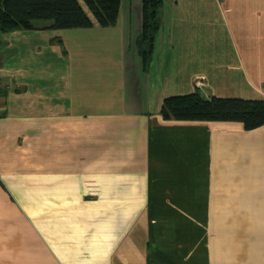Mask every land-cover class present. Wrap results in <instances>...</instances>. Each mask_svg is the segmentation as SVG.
Wrapping results in <instances>:
<instances>
[{"label": "crops", "instance_id": "obj_1", "mask_svg": "<svg viewBox=\"0 0 264 264\" xmlns=\"http://www.w3.org/2000/svg\"><path fill=\"white\" fill-rule=\"evenodd\" d=\"M92 22L0 35V264H264V125L160 114L264 100V0H163L145 61L140 0Z\"/></svg>", "mask_w": 264, "mask_h": 264}, {"label": "trees", "instance_id": "obj_2", "mask_svg": "<svg viewBox=\"0 0 264 264\" xmlns=\"http://www.w3.org/2000/svg\"><path fill=\"white\" fill-rule=\"evenodd\" d=\"M140 2L142 29L138 47L145 61L159 28L163 0ZM119 8L120 0H0V35L31 30L38 21H49L50 29L64 30L90 28L93 18L100 27H109L117 22ZM160 114L166 120L240 122L245 130H251L264 125V100L216 96L205 99L195 91L164 98Z\"/></svg>", "mask_w": 264, "mask_h": 264}, {"label": "rangeland", "instance_id": "obj_3", "mask_svg": "<svg viewBox=\"0 0 264 264\" xmlns=\"http://www.w3.org/2000/svg\"><path fill=\"white\" fill-rule=\"evenodd\" d=\"M128 0H123V2H127ZM38 22H41V21H38ZM93 32L94 31H91V32H89V35H93Z\"/></svg>", "mask_w": 264, "mask_h": 264}]
</instances>
